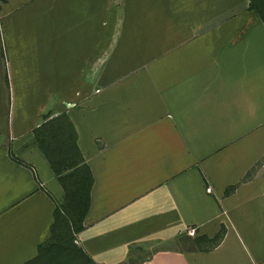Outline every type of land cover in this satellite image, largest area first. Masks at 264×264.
I'll list each match as a JSON object with an SVG mask.
<instances>
[{
  "label": "crops",
  "instance_id": "0c3cea01",
  "mask_svg": "<svg viewBox=\"0 0 264 264\" xmlns=\"http://www.w3.org/2000/svg\"><path fill=\"white\" fill-rule=\"evenodd\" d=\"M248 4L0 0V264L264 263ZM76 166L89 203L67 222Z\"/></svg>",
  "mask_w": 264,
  "mask_h": 264
},
{
  "label": "trees",
  "instance_id": "16d2710c",
  "mask_svg": "<svg viewBox=\"0 0 264 264\" xmlns=\"http://www.w3.org/2000/svg\"><path fill=\"white\" fill-rule=\"evenodd\" d=\"M248 9L254 11L256 15L263 20L264 22V0H249ZM82 171L80 170L79 166H76L73 170L67 172L64 174V176H71V190L67 193V201H68V208L69 210H66L65 213V220L67 222L71 221L73 218L72 213L76 214L78 216V221L80 222L89 203V193L86 191V189L83 191V188L81 187L83 182L80 177H77L79 173ZM76 175V179L74 177ZM60 205L56 206L55 208V214L59 212L61 214ZM64 211V210H63ZM67 213V214H66ZM64 215V214H63ZM224 233V227L221 226L219 234H217V240L222 237ZM79 252H82L81 249H78ZM82 261L84 263H91L95 264L93 260L82 252Z\"/></svg>",
  "mask_w": 264,
  "mask_h": 264
},
{
  "label": "rangeland",
  "instance_id": "374dc122",
  "mask_svg": "<svg viewBox=\"0 0 264 264\" xmlns=\"http://www.w3.org/2000/svg\"><path fill=\"white\" fill-rule=\"evenodd\" d=\"M60 205L63 207V209H67L68 208V201H67V193L65 194V196L63 197V199L61 200ZM71 215H76L74 213H70ZM77 216V215H76ZM264 264V263H261Z\"/></svg>",
  "mask_w": 264,
  "mask_h": 264
}]
</instances>
